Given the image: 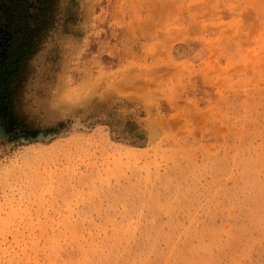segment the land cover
I'll list each match as a JSON object with an SVG mask.
<instances>
[{
  "label": "rangeland",
  "instance_id": "obj_1",
  "mask_svg": "<svg viewBox=\"0 0 264 264\" xmlns=\"http://www.w3.org/2000/svg\"><path fill=\"white\" fill-rule=\"evenodd\" d=\"M0 264H264V0H0Z\"/></svg>",
  "mask_w": 264,
  "mask_h": 264
},
{
  "label": "trees",
  "instance_id": "obj_2",
  "mask_svg": "<svg viewBox=\"0 0 264 264\" xmlns=\"http://www.w3.org/2000/svg\"><path fill=\"white\" fill-rule=\"evenodd\" d=\"M33 7V6H32ZM34 15V14H33ZM33 15L30 14V18H33ZM35 16V15H34ZM11 34L13 35V32H11ZM13 37V36H12Z\"/></svg>",
  "mask_w": 264,
  "mask_h": 264
}]
</instances>
